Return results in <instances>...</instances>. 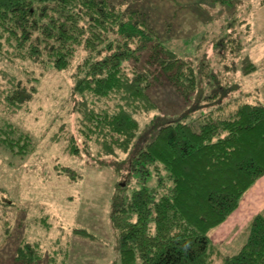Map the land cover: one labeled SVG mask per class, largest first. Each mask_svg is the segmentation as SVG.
I'll return each instance as SVG.
<instances>
[{
	"label": "trees",
	"instance_id": "obj_1",
	"mask_svg": "<svg viewBox=\"0 0 264 264\" xmlns=\"http://www.w3.org/2000/svg\"><path fill=\"white\" fill-rule=\"evenodd\" d=\"M123 1L0 0V62L71 68L78 134L70 133L64 149L71 155L84 150L96 160L127 152L113 164L127 171L116 181L109 203L114 264H213L216 246L210 232L264 176V103L224 81L231 69L224 62L232 61L240 46L231 35L234 27L227 25L224 35L212 41L225 70H216L207 58L198 72L191 58L170 46L173 30L159 35L146 9ZM202 1L222 7L231 0ZM166 11H159V18L170 27L167 17L175 13ZM255 69L249 62L245 73ZM32 70L23 69L17 77L0 69V147L12 156L34 149L28 133L3 119L33 99L38 78ZM198 73L205 80H198ZM199 84L201 91L213 88L210 96H196ZM164 85L184 102L196 96V103L175 115L158 113L141 127L144 115L159 110L150 91ZM89 142L97 144L95 156ZM54 168L72 179L78 176L70 167ZM160 171L169 185L160 179L149 185ZM73 232L87 235L77 228ZM243 235L235 253L220 257L222 264H264V211L252 216ZM34 243L18 245L16 264H58L56 251L44 260Z\"/></svg>",
	"mask_w": 264,
	"mask_h": 264
},
{
	"label": "rangeland",
	"instance_id": "obj_2",
	"mask_svg": "<svg viewBox=\"0 0 264 264\" xmlns=\"http://www.w3.org/2000/svg\"><path fill=\"white\" fill-rule=\"evenodd\" d=\"M201 2L123 1L141 10L146 9L150 25L159 35L173 30L169 34L172 38L170 46L175 45L179 55L191 58L198 72L203 65L199 63L207 58L213 67L217 66L216 70H225L212 41L224 35L227 25L234 27L231 35L240 42V46L235 49L233 60L229 57L230 60L224 62L226 67L229 66L227 68L231 64L224 81L236 83L242 94L249 93V100L264 103L263 0H231L222 7L201 5ZM165 10V14L175 13L174 18L167 17L170 27H166L159 18V11ZM197 42L200 47L195 49ZM249 62L255 64L256 69L245 73ZM1 68L17 77L23 76L20 74L23 69H33L38 81L36 93L26 107L3 117L30 135L34 149L28 155L19 157L0 147V264H16V248L22 242H35L44 260L56 251L58 264L62 259L64 264H114L115 235L108 218L109 203L116 181H121L127 171L116 170L113 164L124 159L127 152L117 151L115 157L102 155L100 160H96L84 150L79 155H71L64 149L70 133L78 134L77 115L72 110L70 99L71 68L57 71L29 63L3 65L0 62ZM200 78L205 80L198 73V80ZM215 79L218 82L223 80L222 76ZM212 92L210 87L201 91L199 84L195 94L206 97ZM150 95L157 100L159 110L144 115L141 127L158 113L175 115L188 111L189 106L197 101L196 96L191 97L188 103L182 101L166 85L155 87ZM80 141L79 136L77 143L81 147ZM88 149L95 156L97 144L89 142ZM56 164L72 168L78 176L70 178L61 170H56ZM159 179L166 186L170 183L164 171H160L158 175L152 174L149 185H156ZM135 185V181L129 182L130 187ZM262 211L264 209L258 212ZM252 213L248 212L238 219L235 216L210 232L216 246L213 264H222L220 257L238 250ZM75 228L87 235L75 234Z\"/></svg>",
	"mask_w": 264,
	"mask_h": 264
},
{
	"label": "crops",
	"instance_id": "obj_3",
	"mask_svg": "<svg viewBox=\"0 0 264 264\" xmlns=\"http://www.w3.org/2000/svg\"><path fill=\"white\" fill-rule=\"evenodd\" d=\"M257 188L258 190L256 194L253 195L255 189ZM262 209H264V176L258 179L255 184L246 191V193L240 200L238 208L224 222L225 224H227L229 219L231 220V218L233 219L235 218V216L237 217V213L239 211V218L243 217L248 212H253L251 215H249V217L251 218L252 215H254L258 211H261ZM238 217L236 219H238ZM237 224H239V222H237ZM229 234H227L226 236H228ZM226 236L224 238H226Z\"/></svg>",
	"mask_w": 264,
	"mask_h": 264
}]
</instances>
